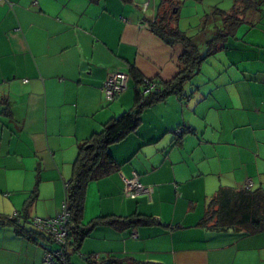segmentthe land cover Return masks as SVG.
<instances>
[{"label": "crops", "instance_id": "obj_1", "mask_svg": "<svg viewBox=\"0 0 264 264\" xmlns=\"http://www.w3.org/2000/svg\"><path fill=\"white\" fill-rule=\"evenodd\" d=\"M250 2L233 40L248 31L246 56L258 59L252 69L239 77L238 60L230 61L231 69L207 88L193 84L199 72L181 99L172 95L144 110L138 129L108 148L116 171L86 188L84 224L98 217L149 223L95 227L70 264H86L82 257L90 255L100 264H264V231L242 234L201 223L220 188L251 182L252 190L264 191V138L243 130L251 119L264 124V82L251 84L248 74H264V0ZM159 3L0 0V215L20 213L37 185L28 220L53 218L78 146L134 106L132 70L160 83L175 77L182 47L167 46L149 28ZM247 15L250 30H242ZM215 25L220 21L206 32L214 36ZM114 72L127 76L126 90L106 102L101 87ZM244 86L262 97L260 106L243 97ZM180 127L188 130L175 141ZM133 175L153 187L150 197L125 194L123 180ZM45 238L0 227V264H44V251L52 248Z\"/></svg>", "mask_w": 264, "mask_h": 264}, {"label": "trees", "instance_id": "obj_2", "mask_svg": "<svg viewBox=\"0 0 264 264\" xmlns=\"http://www.w3.org/2000/svg\"><path fill=\"white\" fill-rule=\"evenodd\" d=\"M250 1L234 0V6L230 12H224L218 8L213 9L211 15L205 17L201 23L197 34L188 36L180 31L174 23L179 13L178 1L160 0L157 14L150 22L149 28L167 46L179 45L182 47L183 53L178 59V72L169 82L160 83L155 79H149L154 82L155 89L148 95H142L141 87L144 78L132 70L131 75L136 84L134 106L119 117L110 119L98 133L93 134L86 142L78 146L77 158L72 167V176L65 187V200L69 214L67 223L69 252L66 255V264H70V256L78 252L81 243L97 226L107 225L121 230L134 223L141 225L149 223L147 220L131 218L98 217L84 224L82 216L86 188L89 183L99 181L116 171L117 164L109 154L108 148L138 129L144 110L164 102L172 95L181 99L183 86L191 82L200 72L203 62L226 48L228 40L234 38L243 12L251 6ZM214 19L220 21V26H214L216 29L214 36L206 42L205 53L201 55L197 40H203L207 30L206 24L214 22ZM246 184L239 189L220 188L206 206L202 225H210L209 228L219 231L235 230L242 234H255L264 231V191L261 189L252 190V185L247 188ZM36 198L37 185L20 213L13 216L0 215V227H10L19 237L26 239L36 240L38 236L44 237L32 227V220H28V211ZM26 224L32 228H26ZM45 239L52 246L51 249L46 250L54 249L55 246L52 242L48 238ZM83 260L86 264L101 263V259L95 263L89 259V256Z\"/></svg>", "mask_w": 264, "mask_h": 264}, {"label": "rangeland", "instance_id": "obj_3", "mask_svg": "<svg viewBox=\"0 0 264 264\" xmlns=\"http://www.w3.org/2000/svg\"><path fill=\"white\" fill-rule=\"evenodd\" d=\"M177 1L178 3L181 4H178L179 13L177 14L176 17L177 22L175 21L174 23H176V26L180 31H182L188 36H194L195 34H197V32L200 29L199 27L201 26V23L205 20V17H209V15H211L213 9L218 8L220 10L228 11L231 9V7L234 4L233 2L234 0H177ZM249 19H251L250 15H247L245 18V22L241 26L242 30H246V29L250 30ZM213 25L214 22L211 21L210 23L206 24V28L212 29ZM179 27H182L184 31L181 30ZM247 32L240 31L238 35V31H237L236 33L237 41H234L233 38H231L223 52L216 53L215 55L208 57L201 66L200 74L193 79V84H196L197 86H201L203 88H207L210 85L214 86L215 83L217 82V79H219L222 76H225L226 72L231 69L229 63L230 61H233L235 59L238 60L239 77H242L243 73L241 72L244 71L245 69L251 70L253 67V62L258 59H252L251 57L246 56L248 53H250L252 49L251 46L247 45L250 43L248 42L247 36L245 35ZM212 37L213 36L211 34L206 32L204 35L205 39H203L202 41L197 40L199 45V52L201 55L205 53L206 42L212 39ZM249 38L252 39L254 37H249ZM255 50H257V48H255ZM248 74L249 76H252V78H255L254 80L250 81L251 84H261L264 82V76L262 78V75L264 74L258 76L257 73H253V71H251ZM213 77L214 80H211L213 79ZM259 81L261 83H258ZM238 85H240V83H238ZM240 90L243 97H246L249 101H252L251 104H253V100L255 99L257 106H260V101L262 97L259 94H257V91H253V96H251L249 95L251 89L250 90L246 89L244 86L243 88H240ZM260 111L264 113V106L261 107ZM242 117H239V119L242 118L244 121L247 120L246 115H243ZM262 119L264 120V117ZM248 123H250L252 127L243 128V130L248 131L247 135L250 136L253 133L255 138L263 139L264 124L263 123L258 124L253 119L249 120L246 124ZM243 145H246V141L243 142ZM239 153L244 154L245 152L240 149ZM240 177L242 176L240 175Z\"/></svg>", "mask_w": 264, "mask_h": 264}, {"label": "built area", "instance_id": "obj_4", "mask_svg": "<svg viewBox=\"0 0 264 264\" xmlns=\"http://www.w3.org/2000/svg\"><path fill=\"white\" fill-rule=\"evenodd\" d=\"M126 80L127 76L121 72H114L109 74L101 87V92L103 94L104 100L106 102H112L115 97L126 90ZM155 89L154 82L149 79H143L141 93L142 95H148ZM185 130L180 128L174 132L175 141L179 140ZM124 192L125 194L134 199L139 195H146L150 197L154 189L153 187H143L138 181L136 175H133L131 179H124ZM251 182L246 184L247 188L251 187ZM68 209L67 203L64 201L61 205L60 211L51 219L44 220L39 218H34L32 220V227L44 237L48 238L52 244L55 246L52 250H45L43 256L44 264H66V255L69 252L68 245ZM88 256L82 257L87 258ZM89 259L98 263L100 257L98 255H90Z\"/></svg>", "mask_w": 264, "mask_h": 264}]
</instances>
